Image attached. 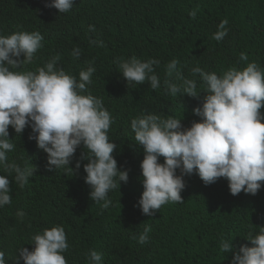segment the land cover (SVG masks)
<instances>
[{
	"label": "trees",
	"instance_id": "trees-1",
	"mask_svg": "<svg viewBox=\"0 0 264 264\" xmlns=\"http://www.w3.org/2000/svg\"><path fill=\"white\" fill-rule=\"evenodd\" d=\"M51 3L0 0V36L19 32L43 36L32 63L10 70L36 71L59 56L56 68L79 80L82 70L93 67L92 83L83 94L101 98L109 111L113 120L109 140L117 145L112 155L118 169L128 172V181L109 191L111 204L103 208V201L90 199L92 188L85 182L83 166L92 154L83 143L71 157L72 170L65 166L49 171L47 153L29 139L38 135L31 121L20 134L10 125L8 138L14 149L7 153V162L32 169L33 175L21 188L15 172L0 165L12 198L11 204L0 206L5 264H17L18 250L32 251L34 235L54 226L65 230L69 248L62 255L67 264H93L91 250L101 254L99 264H232L233 253L220 250L221 240H231L233 252L242 245L253 246L246 238L249 231L256 235L264 229V182L255 195L241 191L233 196L226 178L205 185L194 171L183 176V202L169 201L146 216L139 205L145 152L135 141L131 121L153 113L181 119L183 128L201 122L193 109L202 107L207 88L199 74L193 76L194 67L222 76L229 68L243 69L255 62L264 71V0H74L66 13ZM223 20L228 21L227 35L216 41L213 35ZM74 49L80 50L79 58ZM241 53L247 55L246 61L240 59ZM132 57L159 61L154 65L159 88L153 90L149 81L128 85L118 61ZM174 59L178 72L196 81L199 98L169 93L166 81L180 83L176 73L166 72ZM260 111L264 115V107ZM158 162L163 164L164 158ZM176 175H181L179 168ZM18 212L25 213L23 218ZM146 226L149 239L141 244L139 236Z\"/></svg>",
	"mask_w": 264,
	"mask_h": 264
},
{
	"label": "clouds",
	"instance_id": "clouds-1",
	"mask_svg": "<svg viewBox=\"0 0 264 264\" xmlns=\"http://www.w3.org/2000/svg\"><path fill=\"white\" fill-rule=\"evenodd\" d=\"M74 0H52L51 7L59 13H66L73 7ZM195 18L196 13L190 14ZM227 20L218 25L213 39L221 41L227 35ZM43 36L39 32H19L0 36V165L6 171L15 172V181L23 188L32 169L9 164L7 153L14 149L10 142L8 128L11 125L17 134L24 131L31 121L32 131L37 133V145L48 156V170L69 167L71 157L83 143L91 156L84 164L87 173L85 182L91 186L90 199L103 201L108 208L111 200L109 191L119 187L120 181H128V172L118 169L112 153L117 148L109 140V129L113 123L103 100L88 92L95 69L89 67L79 73V80L56 68L59 56L36 71H13L31 64L34 54L42 47ZM23 55V59L20 57ZM73 55L80 56L74 49ZM240 59H248L245 53ZM177 60L166 66L169 76L176 73L179 84L166 81L171 95L185 93L199 98L194 79L183 77L177 70ZM120 72L128 85L150 82L155 90L160 80L154 74V65L159 61L150 59L142 62L136 57L118 61ZM193 76L199 74L207 91L202 107L193 109L201 122H193L190 128H183L181 119H162L149 113L131 121L135 141L142 145L145 156L141 162L144 191L139 200L142 213L153 216L162 205L183 202L181 191L185 184L184 175L196 171L205 185L226 178L230 193L235 196L241 191L255 195L264 182V71L257 63H248L243 69L229 68L222 76L205 72L200 67L192 69ZM163 157L164 163L158 162ZM76 168H80L77 161ZM181 175H176L177 169ZM71 169V168H70ZM72 170V169H71ZM119 177L117 182L116 177ZM10 181L0 175V206L12 202ZM21 218L25 215L18 212ZM150 227H145L139 236V243L148 241ZM136 239V237H133ZM248 241L253 245L240 246L233 252L231 240H221L220 250L232 252V264H264V229L253 235L248 232ZM34 249L22 247L18 250L17 264H67L62 253L69 248L65 230L54 226L33 237ZM93 264L102 259L95 250L89 252ZM0 264H5V254L0 251Z\"/></svg>",
	"mask_w": 264,
	"mask_h": 264
}]
</instances>
